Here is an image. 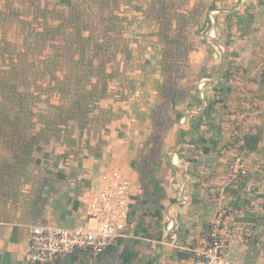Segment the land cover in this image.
<instances>
[{
  "label": "crops",
  "instance_id": "obj_1",
  "mask_svg": "<svg viewBox=\"0 0 264 264\" xmlns=\"http://www.w3.org/2000/svg\"><path fill=\"white\" fill-rule=\"evenodd\" d=\"M37 1L40 13L46 2ZM231 1H224L226 8ZM51 2L48 0V5ZM193 2L197 4L194 8L190 5ZM220 2H119L110 12L115 16L116 11H124L128 29L140 27L142 35L140 31L137 38L133 30L123 35L119 27L98 37L94 68L97 85H87L81 90L86 93L72 101L71 105L81 104L78 115L59 119L56 88L53 92L48 89L53 98L50 94L44 99L41 93L44 87L39 78L47 70L41 68L36 47L35 51L32 48V71L25 68L24 52H18L17 45L24 43L26 36L20 24L29 22L24 21L23 14L21 19L17 16L12 20L21 31L9 40L0 36V264H22L29 229L34 225L94 226L95 221L86 214L87 203L96 191L98 174L113 169L131 180L129 219L122 235L96 258L73 253L56 264H187L191 250L207 243L219 202L214 189L236 154L233 148L227 149L222 105L229 110L237 108V100L246 96L264 107V82L254 77L257 71L253 66L258 54L254 48L259 47L251 33V39L227 35L219 14L232 8L226 11ZM262 3L257 0L256 13L261 12L258 6ZM248 6L247 2L244 7L252 11ZM208 11L215 15L208 16ZM8 16H12L9 11ZM133 16L139 19L137 28L134 22L128 24ZM216 19L222 28L219 33ZM258 21L261 19L251 22L253 28ZM7 23L0 17V31L5 35ZM238 23L245 24L242 20ZM56 24L53 19L51 26ZM209 25L218 35L212 42L205 34ZM248 28L249 33L252 30ZM55 30L51 39L42 40L41 32L35 34L30 27L31 36L26 38L37 45L51 43V51L56 43ZM3 42L15 43L20 53V66L13 58L15 70L10 69ZM222 42L232 45L227 64H239L238 72L237 68L230 70L235 85L228 91H224L228 82L223 80L221 69L225 57L222 62L221 57L212 60L215 55L209 46ZM156 51L162 55L158 57ZM172 53L193 60L195 66L190 61L186 68L172 67ZM47 55L41 58L50 65L51 74V61L57 57L55 52ZM149 57L150 63L138 66ZM122 59L126 66L118 70L116 62ZM157 60L160 63L154 69L150 65ZM150 72L155 81L143 78L150 77ZM10 74H17L18 82L7 84ZM26 74H32L38 84H26ZM122 75L129 79L128 98L105 99L106 91L122 85ZM198 76L203 83L200 79L193 83ZM220 98L224 101L211 104ZM94 99L99 107L88 112L87 106ZM242 128L244 133H259V147L240 151L246 158L248 174L226 191L223 253L245 264H264V118L247 117Z\"/></svg>",
  "mask_w": 264,
  "mask_h": 264
},
{
  "label": "rangeland",
  "instance_id": "obj_2",
  "mask_svg": "<svg viewBox=\"0 0 264 264\" xmlns=\"http://www.w3.org/2000/svg\"><path fill=\"white\" fill-rule=\"evenodd\" d=\"M53 2L49 3L48 5V0H43L41 1V3L43 4L44 2H46L45 6H42V8L40 9V13L38 12L36 5L38 4L37 0H0V17H3L6 20V27L4 28L6 35L4 34V32L0 31V36H5L7 37V40L12 39V36H16L15 32H20L23 28L25 31V35L26 36H31V33L28 32V28H32L34 27L35 29V34L36 31H40L41 32V38L42 40L44 39H51L52 37V32L56 29L55 26H51V24L53 23V19H56L57 23H60L61 21L63 22V29L61 31L66 32V34H63L62 32H60V37L62 38H66L68 36L67 32L69 31V29L67 28L70 24L72 23H77L78 19H79V23H80V31H83V44H84V55L86 57H83V62L79 61V58L77 56H73L69 54H65V52L63 50L58 49L57 47L59 46L58 44V40H56L55 46L54 48L51 49L50 51V46L52 47L51 43H40L39 45L35 44L34 41L31 42L29 39L26 38L25 36V40L24 43H19L17 45L18 47V52H24V62H25V68L28 69L30 71H32V64H31V60L34 56H32V48H34L35 51V47H36V54L37 57H40L39 60H41L40 62L42 63L41 68H45L47 71L44 75L40 76V80L39 83L44 87V91H42V95L44 96V99L48 98L49 95L50 97H52V90L53 87L56 88V92H57V96L55 99H57V108H56V116L58 117V119L61 116H75L78 115V110L80 109V105L81 104H72L74 106V109L71 110L72 108V101H76V98H80L81 94V90L87 89V85H97V82H95L96 78H95V74L97 72L94 71V68L97 66V64L91 65L92 61H96V55L95 53L97 52V39L98 37H103L104 34H106V32L108 31H118L119 27H120V33L123 35H126L127 32H130L133 30V32L135 33L136 37L138 38L139 36V32L141 31V35H142V28L138 27L139 24V19L138 17H130V19L128 20V24L134 22V28L137 29H128L127 26V21L125 22V17L124 15H126V13L124 11H116L115 12V16L113 15L111 11H114V9L118 6L119 2H124L126 0H52ZM224 1L225 0H221V5H223L225 8V10H229V8L231 7L232 10L227 11V16H222V20L221 24L223 26H226V28H224V31L227 32V35L230 37H233V39H235L236 37H239L240 39H243L245 36L249 37L248 39H251V37H254L252 39H255V43L254 45H257V47L259 48H254L255 52L257 51L258 54L256 55L257 57H255V59L253 60V66H255L257 74L254 75V77H257L259 79V82H264L263 74H264V64L263 61L264 60V0L262 5L263 6H258V8L261 9V12L256 13L254 11V8L257 5V0H244V2L242 3V0H232L230 7L226 8L224 5ZM249 4V9L252 11L247 10V7H244L245 4ZM128 3V0H127ZM191 7H195L197 4L196 2H193L190 4ZM239 7V8H238ZM8 11L11 13L12 16H8ZM254 11V12H253ZM24 15V21H28L24 22V24H20V25H24V26H20L19 28H21V30L17 31L16 25L14 23H11L13 19H15L17 16L20 18V15ZM110 14H112V16L114 17H110ZM208 16L215 15V13L208 11L206 13ZM109 15V17H108ZM195 18V17H194ZM261 19V21H258L259 25L256 28H253V21H255V19ZM21 19V18H20ZM191 19V17H190ZM240 20L244 21L245 24L243 23H238ZM109 21V24H108ZM137 21V22H135ZM211 21H213V19H211ZM48 22H51V24L49 25ZM252 22V23H251ZM29 24V25H28ZM108 24V25H107ZM28 25V27H27ZM240 25L246 27H241ZM30 26V27H29ZM137 26V27H135ZM251 27L252 31L248 30ZM39 28L41 30H39ZM152 32V31H151ZM57 31L55 30V37L58 36V34H56ZM219 33V32H218ZM76 34H78L76 32ZM207 38L210 39L209 42H212V40L216 39V36H218L216 34V29H214L213 27H211L209 25V27L206 28V33ZM20 35V34H19ZM49 35V36H48ZM37 38V36L35 37ZM57 39V38H55ZM72 39L73 36H72ZM247 39V40H248ZM213 40V41H214ZM126 43L128 41V38L125 39ZM229 43V42H228ZM69 49L71 47V45L67 42ZM210 44V43H209ZM127 46V44H126ZM161 46V45H160ZM216 47H213L210 44V47L212 49V54L213 57L215 55L214 58H212V60L214 59H220V61L222 62V57H225V62L223 63V68L222 69V77L223 80L224 76V70L226 68V66H228V49H230V51H232V45L229 44V48L226 49L224 47L223 44L221 45H215ZM231 46V47H230ZM2 47L5 51V55L9 56V64H10V69H16L13 65V58H15V61L18 62V65L20 66V53L17 54V47L15 43H7V42H3L2 43ZM159 48V47H158ZM252 48V49H253ZM2 50V48H0ZM0 50V51H1ZM23 50V51H22ZM75 53H78V49L76 48V50L74 49ZM159 51V50H158ZM156 51L155 53L157 54L158 57H160L161 55L158 54L159 52ZM53 53L55 52L56 54V59H53V61H51V66L54 65V68L49 71L51 74L48 73V69L50 65H46V63H43V58L44 56H46L49 53ZM158 52V53H157ZM2 54V53H1ZM175 54H178L177 52ZM48 56V55H47ZM46 56V57H47ZM36 58V55H35ZM172 60L171 61V65L173 67L178 66L180 69L182 68H186L187 66H189L188 63L193 64V66H195L193 60H187L185 58H179V56H174L172 53ZM46 60V59H45ZM152 60L149 58H144L141 61H139L138 66L139 67H143L144 63H150ZM235 62V61H234ZM160 63V60H157V63L154 65L152 63V65L150 66H154V69L157 67V65ZM261 64V65H260ZM235 66L230 68V69H236V72L239 71V64H234ZM126 65L123 64V59L116 62L115 68H117L118 70L120 69H124ZM192 66V65H191ZM171 67V66H170ZM162 68V67H160ZM51 69V68H50ZM188 69V68H187ZM94 71V72H93ZM86 72V73H85ZM126 74L128 75V70L125 71ZM85 73V74H84ZM121 72H119L120 74ZM185 73V72H184ZM192 73V70H191ZM236 74V73H234ZM186 74H184L185 76ZM17 74H10L8 76V80H7V84H9L10 82H12L13 84H15L16 82H18L17 79ZM183 76V78H184ZM90 77H93L90 79ZM120 77V76H119ZM128 76L122 75L120 77V79L122 80V85H116L114 86V89L112 91L109 92H105V99L109 100V101H113L114 99L118 98L119 96H124V99L128 98V92H127V87H128V83H129V79L127 78ZM187 76H185L186 78ZM145 78H151V79H155V77L152 75V72H150V77H143ZM184 78V79H185ZM235 80H239V78L237 79V77H233ZM200 79V83H203V79L198 76L196 79H193L194 82L193 83H198V80ZM24 80L26 81V84L28 85H36L38 84V81L36 82V79H34V77L32 76V74H26L24 76ZM55 80V81H54ZM111 80H114V77L111 76ZM155 81V80H154ZM188 79H185V83H187ZM228 81V80H227ZM112 82V81H111ZM231 85H235L232 84ZM51 89V93L48 92V89ZM35 91V90H34ZM79 95V96H78ZM78 96V97H77ZM104 96L101 95L99 97V99H101ZM53 98V97H52ZM217 100V99H216ZM245 101L246 103H249L253 106L256 107H261V105L253 104V102H250L249 100H247L246 96H240V99L237 100V108L234 109H226V108H222V112L225 116L224 119V127L226 128V132H227V137H228V143H227V149H231L233 148L234 153H238L239 151V145L240 140H238L239 137H241L244 134V129L242 128V124L243 121L247 118H243L242 120H238L237 122V134L232 135L230 128L228 127V117L230 116V114L232 113H241L242 111L244 112L246 110L245 108V103L242 104L241 102ZM221 103L220 101H217L215 103L218 104ZM214 103V104H215ZM112 106V104H111ZM92 107H99L98 106V102L96 99H94L93 101L89 102V106H87V111L88 112H93L92 111ZM111 111H114V107L112 106V108H110ZM86 113V112H85ZM90 115V113L88 114ZM90 117V116H89ZM257 117H263L264 118V113L257 115L255 118ZM237 135V136H235ZM241 153V152H240ZM233 157V156H232Z\"/></svg>",
  "mask_w": 264,
  "mask_h": 264
},
{
  "label": "built area",
  "instance_id": "obj_3",
  "mask_svg": "<svg viewBox=\"0 0 264 264\" xmlns=\"http://www.w3.org/2000/svg\"><path fill=\"white\" fill-rule=\"evenodd\" d=\"M241 103H245L246 110L228 117L232 135L237 134L238 120L264 113V107H256L245 101ZM242 136L238 138L240 143ZM247 174L248 165L244 154H234L226 174L219 179L214 189L219 202L207 243L191 250V260L187 264H245L223 253L222 227L228 213L226 191ZM130 186V178L122 172L116 169L101 171L97 177L96 191L86 207L87 217L94 220L95 225L74 228L47 225L30 227L22 264H56L60 258L73 253L90 258L101 255L122 235L128 223Z\"/></svg>",
  "mask_w": 264,
  "mask_h": 264
},
{
  "label": "trees",
  "instance_id": "obj_4",
  "mask_svg": "<svg viewBox=\"0 0 264 264\" xmlns=\"http://www.w3.org/2000/svg\"><path fill=\"white\" fill-rule=\"evenodd\" d=\"M219 15H221L223 17L227 16V14H225L223 11ZM206 22L209 23L208 20ZM215 22H216V29L219 32L220 30H222V28L218 27L219 26V20L216 19ZM67 28L69 29V31L67 32L68 36L66 38H62V37H60V32H62L63 34H66V32L61 31L63 29V22L61 21L60 23L56 24V31H57L56 34H58V36H56L55 38H57L56 40H58V44H59V46L57 48L60 50H63L66 55L70 53V55L77 56L79 58V61L83 62V59H84L83 57H85V55H84L85 50L83 47L84 44H83V40H82L84 33H83V31L82 32L80 31L79 19H78L77 23H72ZM76 32L78 34H76ZM72 36L74 39H72ZM67 42L71 45L70 49H69ZM222 43L226 49L229 48L228 47L229 44H227L226 42H222ZM76 48L78 49V53H75V51H74V49L76 50ZM94 64H97V61L91 62V65H94ZM234 66H235L234 64L230 63L228 66H226V68L224 70V73H223L224 79L228 80L227 81L228 86L224 87V91H226V90L228 91L232 87V85H231L232 76H231V72H230L231 69L230 68H232ZM84 93H86V92H83L79 95L81 96ZM88 94L91 95L90 92ZM217 101L223 102L224 98H220L217 100L215 99L211 104L213 105ZM209 106H211V105H209ZM222 106H223V108H225L224 105H222ZM259 140H260V135L257 132L244 133L242 136L241 144H238L239 145V150H238L239 152L238 153H240L241 150H245V149L246 150H257L259 147V145H258Z\"/></svg>",
  "mask_w": 264,
  "mask_h": 264
}]
</instances>
